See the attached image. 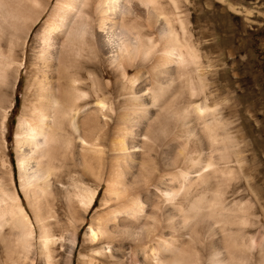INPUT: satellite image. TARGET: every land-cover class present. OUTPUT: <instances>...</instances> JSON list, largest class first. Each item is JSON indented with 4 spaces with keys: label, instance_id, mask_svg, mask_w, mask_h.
Segmentation results:
<instances>
[{
    "label": "bare ground",
    "instance_id": "obj_1",
    "mask_svg": "<svg viewBox=\"0 0 264 264\" xmlns=\"http://www.w3.org/2000/svg\"><path fill=\"white\" fill-rule=\"evenodd\" d=\"M136 1L146 7L144 23ZM168 1L170 17L161 0L56 1L28 66L35 96L17 131L20 189L0 182V264H73L86 225L79 264H264V237L248 233L264 222V197L244 200L232 185L259 181L247 171L259 155L245 154L243 124L252 121L238 109L244 123L232 132L223 116L236 107L231 83L223 81L241 64L230 66L213 44L201 55L191 15L179 0ZM38 7L39 0H0V97L22 40L43 14ZM143 27L159 39H144ZM87 52L107 58L104 88L100 58ZM214 53L223 63L218 75ZM106 93L122 101L114 126ZM165 134V149L157 151ZM63 166L79 170L76 191L61 182ZM60 189L62 206L52 201Z\"/></svg>",
    "mask_w": 264,
    "mask_h": 264
},
{
    "label": "rangeland",
    "instance_id": "obj_2",
    "mask_svg": "<svg viewBox=\"0 0 264 264\" xmlns=\"http://www.w3.org/2000/svg\"><path fill=\"white\" fill-rule=\"evenodd\" d=\"M56 1L57 0H39V7L37 10L43 12V14L38 22L31 28L29 34L25 35L22 40L24 45L21 47V51L18 55V62L9 70L6 86L3 88L4 95L2 94V97H0V182L11 192L15 191V186L17 189H20L17 161L18 157H21L23 153L17 145L18 125L25 114L27 106L32 103L35 96L33 87L31 89L32 76L28 72V66L33 63V50L37 43L36 35L55 6ZM161 1L162 3L164 2V0ZM179 3L180 10L184 14L191 15L190 31L196 47L201 51V55L205 56V52H209L210 48L203 50L205 45L213 44L216 45L217 50H222L221 47H223L226 52V62L229 63L230 66L233 65V62L236 64L239 62L241 64L238 71L231 70L228 73L225 81L221 79L223 84H226L227 80L231 83V93L232 96L235 97L237 107L234 106L235 109H233L234 112L231 111L232 113L224 111L223 116L233 123L231 128L232 132H236L237 129H240L241 123H244L243 119L240 120L241 114L237 113L238 109L244 108L242 115L245 122L252 121V124H243L244 132L248 133L246 142H249L250 145L248 150L246 149L245 154L248 155L249 158L252 157V153L259 155L260 162H257L258 164L248 162L247 169L249 176L254 178L255 182L256 180L259 181L257 183L258 185H251L243 178H240L239 183L233 181L232 185L234 188H238L242 191L241 197L244 200L253 199L256 196L264 197V0H179ZM163 4H166L164 6L166 7L167 16H172L174 10L171 9L173 7L170 2L166 0ZM135 5V11L137 14L140 13L139 15L142 19L139 15L138 18L144 23L146 7L138 1L135 2ZM230 6L236 9V11L229 8ZM169 8L170 10H168ZM247 12H253V16L250 17ZM161 18L158 28L164 23V21H166L164 16ZM248 19H251L252 21ZM139 32V34L143 33L142 35H145L144 39L147 41L159 39L157 33L151 32L145 27L141 28ZM148 37H151L152 39H148ZM238 49L242 52L240 61H237L238 55L236 52ZM229 52H233V54H230ZM87 54L93 59L94 57L100 58L99 84L100 87L104 88L107 85V82H109L106 77H104L107 67V58L104 55H98L96 57V55L91 52H87ZM139 58H141V56ZM151 61L152 58L147 60L142 66L146 68L149 67ZM205 61L206 59L204 58L203 63L205 67H207V61ZM211 61L216 69V74H221L223 63L218 61V55L216 53L212 54ZM136 63H140V61ZM106 94L107 95L104 97L106 107H111L112 109L116 108L113 111H109L111 125L114 126L119 115V105H121L122 101H118L117 98H114L108 93ZM226 96L227 94H224L222 98ZM90 101L94 102V99H91ZM247 111H250V114ZM167 138H169V135L165 134L163 139L158 142L156 145L157 151H163L165 149L163 144ZM238 141L240 142V145L243 146L244 141L241 138H239ZM172 150L175 153L179 149L178 147H173ZM70 171L71 170L68 166H63L61 182L67 190L74 191L75 189L76 191V179L74 176L79 173V170ZM258 171L261 172L259 175L256 174ZM104 190L105 186L101 187L95 200L96 203L93 204V207L99 205ZM19 192L21 194L23 207L29 214L31 220H33V216L30 215L31 212L28 206V201L25 199L24 194L21 191ZM63 193L64 192L61 189L54 191L55 197L52 198V201L55 203L57 202L56 205L60 204L62 206V203L64 205L65 193ZM50 199L51 198H48L47 201L52 202L49 201ZM61 206H59L60 211L62 208ZM57 212L60 215L62 225L66 226L67 218L65 214L62 213V211L59 212V210H57ZM91 213L87 216V221H90ZM258 215L260 214L257 213V216ZM263 226L264 222L263 224L261 222V224L250 228L248 233L264 237ZM87 230L88 226L86 225L77 233L79 246L74 252L73 264H79L78 255ZM1 243L2 242H0V246ZM56 264L64 263L63 260L59 259Z\"/></svg>",
    "mask_w": 264,
    "mask_h": 264
}]
</instances>
